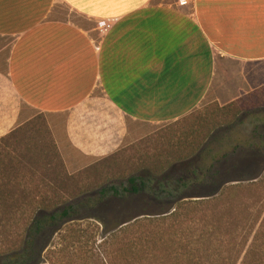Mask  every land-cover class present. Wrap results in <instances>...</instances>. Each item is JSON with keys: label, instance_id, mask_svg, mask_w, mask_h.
I'll return each instance as SVG.
<instances>
[{"label": "crops", "instance_id": "crops-1", "mask_svg": "<svg viewBox=\"0 0 264 264\" xmlns=\"http://www.w3.org/2000/svg\"><path fill=\"white\" fill-rule=\"evenodd\" d=\"M0 38V137L31 120L24 102L72 171L216 86L233 100L264 88V0H0Z\"/></svg>", "mask_w": 264, "mask_h": 264}, {"label": "trees", "instance_id": "trees-1", "mask_svg": "<svg viewBox=\"0 0 264 264\" xmlns=\"http://www.w3.org/2000/svg\"><path fill=\"white\" fill-rule=\"evenodd\" d=\"M44 118L39 121L31 119L0 137V235L4 245L13 238L12 245L0 250V264H45V259L49 264H55L54 256L58 255H61L58 263L62 264H71L72 261L73 264H91L90 259H94L92 264H116L120 256L122 261L124 259L123 264H264V231L261 233L264 221L251 243L248 240L250 244L244 243L238 250L236 247L224 250L222 247L232 243L218 232L219 227H205L207 221H204V228H201L202 222L193 216L198 205L216 203L227 183L251 178L246 174L247 157L238 158V150L222 157L214 153L209 158L212 154L210 143L216 137L214 119H203L207 129L210 128L207 130L209 139L203 137L198 141L197 137L195 143H187L183 151L186 153L178 160L180 165L168 174L161 175L162 169L156 159H146L151 175H132L125 186L84 187L71 193L64 186L68 187L73 178L67 172ZM40 135H46L53 145L58 160L53 167L45 162L38 144ZM228 163L229 167L226 166ZM43 167L51 171L60 167L63 170L60 174L64 177L58 172H51L50 176L40 175L39 169ZM59 188H64L67 195H63ZM139 197H147L146 205L153 207L151 212L146 211L144 205L140 210L131 207ZM101 210L131 211L132 214L134 210L142 215L157 216L132 221L113 215L118 228L92 250L91 256L79 245L82 236L75 237L73 247L69 244H62L59 250L50 247L54 235L68 230L70 224L95 218L101 225H107V215H93ZM145 221L161 223L165 229L147 230L145 239L133 237L119 251L112 249V243L120 233H127L142 223L141 230L146 229ZM150 243L153 244L152 251ZM257 250H262L263 254L256 257ZM115 251L118 255L113 258ZM71 254L72 260L66 261Z\"/></svg>", "mask_w": 264, "mask_h": 264}, {"label": "rangeland", "instance_id": "rangeland-1", "mask_svg": "<svg viewBox=\"0 0 264 264\" xmlns=\"http://www.w3.org/2000/svg\"><path fill=\"white\" fill-rule=\"evenodd\" d=\"M9 41L0 38V47L5 46ZM214 89V94H211L209 98L207 97L206 101L190 115L170 123L138 124L137 129L140 132L138 137L129 141L116 153L94 160L73 171L66 167L67 172L73 179L70 180L68 187L63 184L65 189L75 193L83 190L84 187L98 189L102 185H128L130 176L142 174L147 176L149 174L151 170H149L146 159H156L162 169L160 172L163 174L161 175L168 174L175 166L178 167L180 165L178 160L181 155L186 153L183 151L187 143H195L197 137H199L198 141L203 137L208 138L207 130L210 128L207 129V124L204 125L203 119H214L215 123H217V127L214 130L216 137L211 140L209 151H212V154L209 155V158L214 153L222 157L238 150L236 155L238 158L247 157L248 172L246 174L247 176L251 175L249 176L251 178L242 181L233 180L227 183L224 192L217 198L216 203L198 205V208L194 210L193 216L202 222L201 228H204V221H207L205 227L212 225L219 227L218 232L221 235H225L232 243L222 247L224 250L233 249L234 247L238 250L242 247V244H250L253 236L261 228L264 221V88L234 100L228 94L222 92L219 86ZM15 103L16 108L21 111V121L27 119L39 121L44 116L47 119L44 113L27 106L24 102L19 103L15 100ZM199 128L202 130L198 131ZM195 134H198V136ZM39 138L40 143L38 142V144H40L41 152L46 158L45 162L53 167L54 164H58L55 152H53V145L48 142L46 135H40ZM226 166L229 167V163ZM39 170L40 175L46 176H50L51 172L56 174L57 172L59 174L63 172L60 167L54 168L52 171L48 167H43ZM60 175L64 177L63 174ZM59 191L63 195H67L64 188H59ZM146 201H148L147 197H139L137 202L132 204L131 207L134 210L136 208L140 210L144 205L145 210L151 212L153 207L147 206ZM134 210L133 214L131 211H97L93 214L96 217L107 215V225H101L95 218H88L84 221L70 224L68 230H62L54 235L50 247H57L58 250L62 247V244H69L73 247L75 245L72 242H74L75 237L82 236V243L79 245H81L84 252L87 251L89 256H91L92 250L97 248L102 241L109 237L113 230L115 231L118 228L117 221L113 215H118L123 219L131 218L132 221L140 217L157 216L156 214L142 215V212L136 213ZM154 212L157 211L152 213ZM146 222L148 221H145L146 229L141 230L144 226V223H142L134 227L133 230H128L127 233H120L113 241L112 249L118 250L120 247H124L125 244L129 243L125 242L133 237L145 239L148 237L146 234L147 230L160 231L165 229V226L161 223ZM126 224L127 222L123 225ZM212 228L214 229V227ZM263 231L264 229H262L261 233ZM12 241L13 238L9 241V244L4 245L0 235V250L12 245ZM261 244L262 241L259 242V245ZM149 249L150 251L153 250L152 243L149 244ZM115 252L116 254L113 255V258L118 255L117 251ZM262 254V250L256 251V257ZM71 256L73 255L67 256L65 260L71 261ZM59 257L61 255L54 256L55 264H62V262L58 263ZM45 261V264H49L48 260L45 259ZM89 261L92 264L94 259ZM123 262L124 259L122 261L120 256L116 264H123ZM73 263L75 262L72 261L71 264Z\"/></svg>", "mask_w": 264, "mask_h": 264}]
</instances>
